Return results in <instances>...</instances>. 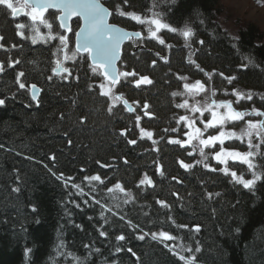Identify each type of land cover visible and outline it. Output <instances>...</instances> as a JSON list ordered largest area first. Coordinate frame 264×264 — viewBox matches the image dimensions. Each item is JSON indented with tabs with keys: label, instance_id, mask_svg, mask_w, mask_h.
<instances>
[{
	"label": "trees",
	"instance_id": "1",
	"mask_svg": "<svg viewBox=\"0 0 264 264\" xmlns=\"http://www.w3.org/2000/svg\"><path fill=\"white\" fill-rule=\"evenodd\" d=\"M152 2L129 0L131 7L122 10L143 14ZM219 2L161 3V11L171 7L168 19L173 26L182 28L187 22L195 35L186 42L178 33L163 30V45L141 38L125 43L119 68L135 70L153 83L137 87L132 77L121 78L115 92L123 93L136 110L129 112L119 102L113 108L114 114L107 111L111 100L99 94L102 77L93 75L86 54H80L74 61L63 60L72 75H54L51 69L63 55H53L59 40L38 41L33 45L27 29L25 39L16 35L15 28L18 22L30 21L13 20L0 8V36L5 37L0 43L10 49H0V62L21 61L14 69L6 68L0 74V99H6V104L0 107V145H3L0 148V264H79L65 253L79 257L84 264H184L164 243H174L176 252L188 257L191 253L183 248H194L197 241L202 249L195 254L198 264H264V169H258L262 180L250 191L220 170L223 167L213 160L212 150L206 148L208 160L197 163L202 159L197 146L180 147L168 142L186 137V123L177 121L182 115H193L175 106L183 103L184 95L172 96L173 92L184 93L185 83L201 80L209 90L215 89V97L221 100L235 101L231 95L233 89L253 92L252 101L241 100L233 106L238 110L255 107L264 111V101L259 98L264 95V35L256 24L247 22L236 37L229 36L216 21ZM114 3L122 0H108L106 5L112 9ZM110 21L143 33L142 25H135L126 17L114 14ZM53 24V34L59 31L67 35L55 20ZM68 34L71 39L67 51L71 55L73 31ZM200 40L205 43L199 44ZM142 43L144 48L134 50ZM12 44L17 47L11 48ZM246 58H252L254 64L242 69L248 63ZM20 71L26 74L22 78L26 84L35 83L41 89L39 106L31 101L29 91L20 90L15 84V75ZM220 72L237 79L228 84L219 76ZM145 103L149 105L146 110ZM145 111L150 115H144ZM137 115L141 117L139 126ZM141 128L153 133L152 140L141 138ZM173 128L177 131L173 132ZM125 129L127 135L121 136ZM129 139L137 143L128 144ZM225 147L248 150L246 144L236 140L226 142ZM189 152L193 154L190 156ZM53 155L55 160L51 159ZM181 160L193 167H181ZM96 161L111 167H101ZM158 164L163 175L157 172ZM226 166L238 174L246 167L232 161ZM53 172L63 173V179L58 180ZM95 174L104 179L103 185L83 179L85 175ZM145 174L152 179V186L139 185ZM245 178L250 179L251 173L246 172ZM117 182L125 192L132 193L127 204L123 202L125 193L106 191ZM73 183L80 185L87 195H80L71 186ZM15 188L20 191H12ZM93 196L106 201L105 208H112L111 212H104L107 223L101 218L100 206L91 202ZM85 200L89 203L85 204ZM158 200L165 201L169 207H162ZM127 221L139 225V229H133ZM181 224L188 228L177 227ZM196 225L199 232L192 231ZM101 230L107 232V237L99 235ZM140 230L149 233L144 240L137 238L142 234ZM159 231H168L176 237L175 241L153 240L150 233ZM121 234L126 239L117 241L116 236ZM116 246H122L124 251L115 253ZM97 248L99 253L95 252ZM127 248H132L139 260Z\"/></svg>",
	"mask_w": 264,
	"mask_h": 264
},
{
	"label": "snow or ice",
	"instance_id": "2",
	"mask_svg": "<svg viewBox=\"0 0 264 264\" xmlns=\"http://www.w3.org/2000/svg\"><path fill=\"white\" fill-rule=\"evenodd\" d=\"M102 2V0H0V8H3L8 15L13 20H16L21 15L28 18L30 23H16L15 28L17 29L16 35L27 39L25 37L24 29H27L30 33L31 43L33 45L37 44L38 40L40 41H51V40H59V47L57 48V52L53 53V55H58L59 53H63V60H76L77 57L81 53H86L87 57L91 60V72L96 77H102V81L99 83L98 87L100 89V95L108 97L111 100V103L107 107V111L110 114L113 113V108L119 102H123L124 107L129 112H134L135 109L132 107V104L129 103L127 99L124 98L123 93L116 94L114 91L116 85L120 84L121 78L127 80V78L132 77L133 82L137 87L141 84H152V80L146 75H140L135 70L128 71L122 70L117 67V62L121 58V44L124 40H132L133 37L143 39V35L141 31H126L125 29L118 27L115 24L109 23V18L114 14L119 17H126L135 23L145 26L148 38L156 39L159 41L161 45L165 44V40L158 36V33H161L162 30H166L167 32L179 34L184 38L186 42L190 41L192 37L195 35L193 27L189 26L187 22L184 23L182 28H177L173 26L169 19L168 13L171 11V7L167 8V11H161L160 5L161 3L168 5L169 0H153L152 4L144 11L143 14H138L136 11H124L123 7H131L129 5V0H122V3H114L113 8L110 9L106 6V3ZM177 0H171V4H175ZM50 10H52L50 12ZM73 17H79L83 21V25L79 28V31L74 33L75 36V46L74 50L71 51V55H68L69 49V37L59 31L54 32V24L53 20L58 21L59 29H63L64 32H72L69 21ZM200 23H204L203 20ZM41 26L48 29L47 35L42 34ZM5 40L4 36H0V41ZM199 44L203 45L205 42L203 40L198 41ZM16 44H12L11 48H16ZM170 47V46H169ZM0 49H4L5 51H9L10 49L5 48L3 43H0ZM191 59V58H190ZM248 63L242 65V69H246L248 65H253L254 61L252 58H246ZM195 63V61H191ZM21 61L18 59H8L6 62H0V74L6 71V68H15ZM153 65H155L156 61L154 60ZM196 68L199 71L204 72L205 76H208L211 79V75L199 64H196ZM54 75H62L67 74V76L72 75L70 69L64 66L62 60L57 59L55 61V67L51 69ZM220 77L227 81L228 84H232L234 80L237 79L235 76H225L223 72L218 73ZM25 72L20 71L15 75V84L18 86V89L25 90L30 92L31 101L36 102V105L39 106V95L41 89L37 87L35 83L26 84V82L22 79L25 77ZM67 76H64L66 79ZM136 77H139L136 79ZM182 79H187L186 77H181ZM49 80L52 79L51 76L48 77ZM185 89V93L173 92L172 96H199L202 93H208L204 95L200 100H194V103L189 106V99L185 98L183 103H177L175 106L177 108L187 109L192 113H199L200 116H204L205 113H210L211 118L207 119L203 122V129L200 127H196V118L182 115L179 117L177 123L183 121L186 123V126L190 131L185 132L184 135L187 136V140L180 139H170L168 142L177 144L180 147H185L186 145H192L194 141L198 142V151L201 160H197V163H203L208 160L209 153L205 152V149H210L213 159H215L218 164L225 165L221 171L224 172L225 175L231 176L232 180L235 183L240 184L243 188L252 191L257 181L262 180V175L258 169H264V151H261L262 145H264V119L253 120L247 119L246 117H264V111L256 109L252 107L250 110H237L234 108L233 104H239L241 100H253V92H241L233 89L231 95L235 96V101L229 99L216 100L213 97L216 96V90H209L206 87V84L201 80H196L195 83H185L183 85ZM89 88H92V85H89ZM225 95H228L225 92ZM262 101H264V95L259 97ZM75 103V101H73ZM138 103V102H134ZM6 104V99H0V107ZM149 105L145 103L143 108L148 109ZM220 109H224L223 112L219 111ZM144 115H150L147 111L144 112ZM63 119V117H61ZM136 124L139 126V122L141 117L137 115L135 117ZM240 121H245V126L240 128L239 132L235 130V124ZM84 120L81 119L80 123H83ZM233 125L232 128H229L228 125ZM211 129L214 131V134L209 133L205 138V133ZM128 130H122L120 132L121 136H126ZM165 131H168L165 129ZM173 132L177 131V129L173 128ZM141 138H147L152 140L153 133L151 131H146L143 128L140 129ZM239 141L241 144H246L247 151H239L234 147H225L226 142L229 141ZM68 143H72L71 140ZM128 144L135 145L137 140L129 139L127 141ZM155 144L156 141L153 140ZM217 146L219 149L216 150ZM3 145H0L2 148ZM192 152H189L188 155H192ZM51 159L55 160V156L53 155ZM254 159H259L260 163H254ZM229 161H232L233 164L239 163L241 165L246 166L242 169L241 173L238 174L237 171H230L228 165ZM98 165L101 167H111L109 164H101L100 161H96ZM127 163V161H125ZM181 167L185 169H190L193 167L192 164L185 163L183 160L179 161ZM205 167H208L205 164ZM212 171H216L217 169H211ZM49 171H51L49 169ZM157 171L163 175L162 169L158 168ZM250 172L251 178H245V173ZM52 175L56 176V178L63 179V173L57 175L56 173H52ZM71 179V178H69ZM85 181L89 183L98 182L100 185L105 183L104 179H102L101 175H85L83 178ZM173 179H176L173 177ZM178 183L180 181H177ZM67 184V181H65ZM139 185H153V181L147 174L139 181ZM138 185V186H139ZM73 188L79 190L80 195H87L84 193L83 189L80 185L73 183L71 185ZM119 191L121 193H125L124 203L127 204L129 200L132 199L131 192H125L124 187L119 183H115L113 187L107 188V193H114L115 191ZM12 191L19 192V188H15ZM91 191H95L92 189ZM173 195H177L178 193H173ZM218 195V194H217ZM211 196V193L209 194ZM113 199H117L115 196ZM91 202L95 205H99L101 208V218L105 220L107 223V218L104 216L105 211H112V208H105V202H102L101 199H97L96 196L92 197ZM85 204L89 203V200L84 201ZM162 207H169V205L162 200L157 201ZM119 207V204L115 205ZM76 207H80L79 204ZM35 211V209H33ZM116 215V213H113ZM121 220L124 219L123 216L119 217ZM128 225L133 229H139V225H133L131 221H127ZM180 228H188V225H177ZM138 235L139 240H144L149 233H143ZM192 231L199 232L200 228L198 225L193 226ZM101 237H107V232L101 230L99 232ZM151 238L153 240H160L162 243L165 241H175L176 237L171 235L168 231H159V232H151ZM126 239L125 235L121 234L116 236L117 241H124ZM63 246V245H61ZM87 249L88 245H84ZM164 247L167 248L174 256H177L179 261H183L184 264H198V258L195 254L200 253L202 251L199 246V242L197 241L196 246L192 247H184L183 250L191 253L190 256L186 257L176 252L175 244L169 245L164 243ZM183 247V246H182ZM131 256L137 257V254L132 250V248L126 249ZM31 251V249H29ZM124 251L122 246L115 247V253H120ZM95 252L99 253L100 249H95ZM65 256L71 257L74 260L79 261V264H84L79 257L74 256L72 253H65ZM107 264V262H106Z\"/></svg>",
	"mask_w": 264,
	"mask_h": 264
},
{
	"label": "rangeland",
	"instance_id": "3",
	"mask_svg": "<svg viewBox=\"0 0 264 264\" xmlns=\"http://www.w3.org/2000/svg\"><path fill=\"white\" fill-rule=\"evenodd\" d=\"M216 21L219 24V26L231 37H236L239 29L242 26H244L247 22H252V23L256 24L260 28V30L262 31V33L264 35V0H220L218 11L216 13ZM132 23H134L135 25H139V24L135 23L134 21H132ZM74 24H77V23L76 22L72 23V29H73ZM77 26H78V24L76 25V28H77ZM143 27H144V29H143V33H142L143 34L142 40L147 39L149 41L150 40L154 41V43L156 42V43L160 44L158 40L148 38L146 28H145V26H143ZM75 29L73 30V32L75 31ZM41 32H42V34L47 35L48 29L41 26ZM65 33L69 37V41H70L71 36L68 34L69 32H65ZM158 36L163 39V37L161 36V33H158ZM38 41H40V40H38ZM61 60L63 61V55H62ZM138 78H136V79H138ZM114 91H115V89H114ZM184 93H185V89H184ZM207 94L208 93H202L201 95L195 96L194 98L191 96L184 95L183 101L185 98L189 99V106L191 107V105L194 103V100H200L204 95H207ZM213 98L218 100V101L221 100V99H218L216 97H213ZM134 107L136 108L135 105H134ZM138 109L140 111L139 107H138ZM219 111L223 112L224 109H220ZM192 114L193 115H191L190 117L196 118V125L195 126L200 127L202 129H203V122L206 121L207 119L211 118L210 113H205L204 116H200L199 113H192ZM250 119H253V117H251ZM253 120H258V119L256 118ZM244 126H245V122H243V123L237 122L234 127H235V130L237 132H239L240 128H242ZM228 127L232 128L233 125L230 124V125H228ZM210 130L211 129H209L208 132L205 133V138L210 133ZM188 131H190V129H188L187 132ZM211 131H213V130H211ZM212 134H214V133H212ZM182 140H187V136ZM192 145H195L198 147V142L194 141ZM218 149L219 148L217 147V150ZM213 160L218 164V162L215 159H213ZM218 165L225 167V165H221V164H218Z\"/></svg>",
	"mask_w": 264,
	"mask_h": 264
},
{
	"label": "water",
	"instance_id": "4",
	"mask_svg": "<svg viewBox=\"0 0 264 264\" xmlns=\"http://www.w3.org/2000/svg\"><path fill=\"white\" fill-rule=\"evenodd\" d=\"M107 6V5H106ZM74 20H78L79 21V25H78V27L75 29V31H74V33L76 32V31H79V28L83 25V21L79 18V17H73L70 21H69V24H70V26H71V28H72V23H73V21ZM57 23H58V21H57ZM109 23H112V24H115V25H117L118 27H121V28H123V29H125L126 31H129V32H132V31H139V30H136V29H130V28H127V27H125V26H122V25H120V24H118V23H116V22H112V21H110V18H109ZM61 30H63V29H61ZM64 31V30H63ZM135 39H139V38H137V37H133L132 38V40H135ZM129 40H124L123 42H122V44H121V56H122V53H123V47H124V45H125V43H127ZM74 46H75V36L73 35V48H74ZM137 48H144V45L143 44H140V45H137V46H135L134 47V50L135 49H137ZM81 54H86V53H81ZM87 55V54H86ZM121 59V58H120ZM88 60H89V62H90V64H91V60H90V58L88 57ZM120 61V60H119ZM119 61L117 62V67L119 68V66H118V64H119ZM39 88V87H38ZM116 94H120V93H116ZM130 103V102H129ZM121 104L123 105V102L121 101ZM131 104V103H130ZM124 106V105H123ZM133 107V106H132ZM158 168H160L159 166H158ZM159 172V171H158Z\"/></svg>",
	"mask_w": 264,
	"mask_h": 264
},
{
	"label": "bare ground",
	"instance_id": "5",
	"mask_svg": "<svg viewBox=\"0 0 264 264\" xmlns=\"http://www.w3.org/2000/svg\"><path fill=\"white\" fill-rule=\"evenodd\" d=\"M77 22L79 23V21L77 20ZM73 35H74V33H73ZM129 41H134V40H129ZM116 93H120L119 91H116ZM131 103V102H130ZM132 104V103H131ZM133 106V105H132ZM134 108V107H133ZM158 166L160 167V165L158 164ZM157 169H158V167H157ZM158 172V171H157ZM159 173V172H158Z\"/></svg>",
	"mask_w": 264,
	"mask_h": 264
},
{
	"label": "flooded vegetation",
	"instance_id": "6",
	"mask_svg": "<svg viewBox=\"0 0 264 264\" xmlns=\"http://www.w3.org/2000/svg\"><path fill=\"white\" fill-rule=\"evenodd\" d=\"M25 18H27V17H25L23 15H21L20 17H18V19H25Z\"/></svg>",
	"mask_w": 264,
	"mask_h": 264
}]
</instances>
